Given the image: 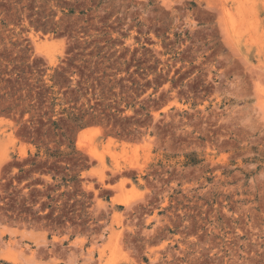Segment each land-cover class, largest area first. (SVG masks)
Returning <instances> with one entry per match:
<instances>
[{"label":"rangeland","instance_id":"rangeland-1","mask_svg":"<svg viewBox=\"0 0 264 264\" xmlns=\"http://www.w3.org/2000/svg\"><path fill=\"white\" fill-rule=\"evenodd\" d=\"M0 264H264V0H0Z\"/></svg>","mask_w":264,"mask_h":264}]
</instances>
